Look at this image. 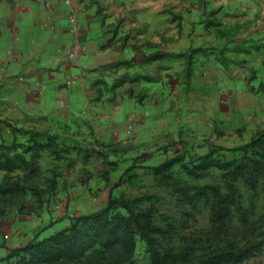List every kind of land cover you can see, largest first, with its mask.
Wrapping results in <instances>:
<instances>
[{
  "label": "crops",
  "instance_id": "crops-1",
  "mask_svg": "<svg viewBox=\"0 0 264 264\" xmlns=\"http://www.w3.org/2000/svg\"><path fill=\"white\" fill-rule=\"evenodd\" d=\"M262 2L0 0V175L47 164L66 208L93 207L52 219L64 228L106 209L131 169L251 142L264 129ZM51 227L1 228L0 264H22Z\"/></svg>",
  "mask_w": 264,
  "mask_h": 264
},
{
  "label": "rangeland",
  "instance_id": "rangeland-1",
  "mask_svg": "<svg viewBox=\"0 0 264 264\" xmlns=\"http://www.w3.org/2000/svg\"><path fill=\"white\" fill-rule=\"evenodd\" d=\"M25 160L0 175V233L38 236L52 226L55 235L16 263L264 264V129L245 146L190 165L131 169L109 210L70 217L64 228L52 219L93 207L66 208L47 164Z\"/></svg>",
  "mask_w": 264,
  "mask_h": 264
},
{
  "label": "trees",
  "instance_id": "trees-1",
  "mask_svg": "<svg viewBox=\"0 0 264 264\" xmlns=\"http://www.w3.org/2000/svg\"><path fill=\"white\" fill-rule=\"evenodd\" d=\"M248 144V143H247ZM247 144H245V145H247ZM245 145H242V146H245ZM240 146H238V147H233V148H231V149H229V150H233V149H235V148H239ZM212 153V151L210 152V153H208V154H211ZM208 154H206V155H208ZM205 155V156H206ZM204 157V156H203ZM202 157V158H203ZM200 159V158H199ZM194 160H198V158L197 159H194ZM176 160H169V161H166V162H164V163H161V164H159V165H157V166H161V165H163V164H165V163H167V162H175ZM178 161H180V162H182L184 165H190L191 163H192V159H190L189 158V156H182ZM114 202H115V200L113 199V200H110L109 201V206L106 208V209H101V210H99L98 212H95L94 214H97V213H104L105 211H107V210H109L113 205H114ZM45 240H49V238L48 239H45ZM39 243V242H38ZM36 244H37V242H36ZM33 245V244H32Z\"/></svg>",
  "mask_w": 264,
  "mask_h": 264
},
{
  "label": "built area",
  "instance_id": "built-area-1",
  "mask_svg": "<svg viewBox=\"0 0 264 264\" xmlns=\"http://www.w3.org/2000/svg\"><path fill=\"white\" fill-rule=\"evenodd\" d=\"M64 2L66 3V4H68L69 3V0H64ZM45 5L47 6V7H49L50 6V3L49 2H45ZM71 19H73V17L71 16ZM71 55H73V54H71ZM127 134H129V136L131 137V138H136L137 137V133H135L134 132V130L132 129V126H130L128 129H127Z\"/></svg>",
  "mask_w": 264,
  "mask_h": 264
}]
</instances>
